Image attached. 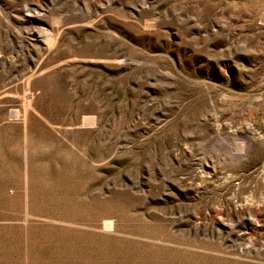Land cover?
Here are the masks:
<instances>
[{"label":"rangeland","instance_id":"1","mask_svg":"<svg viewBox=\"0 0 264 264\" xmlns=\"http://www.w3.org/2000/svg\"><path fill=\"white\" fill-rule=\"evenodd\" d=\"M0 264H264V0H0Z\"/></svg>","mask_w":264,"mask_h":264}]
</instances>
